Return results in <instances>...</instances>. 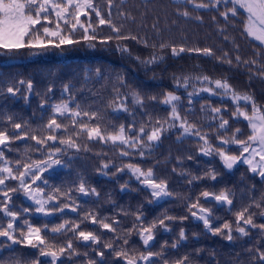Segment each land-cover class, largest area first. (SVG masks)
I'll return each mask as SVG.
<instances>
[{
    "label": "snow or ice",
    "instance_id": "obj_1",
    "mask_svg": "<svg viewBox=\"0 0 264 264\" xmlns=\"http://www.w3.org/2000/svg\"><path fill=\"white\" fill-rule=\"evenodd\" d=\"M125 5L126 0H0V50L3 55L11 56L22 49L33 50L31 54L37 55L49 48L61 49L71 45H86L91 49L98 45L106 49L114 46L116 52L134 59L145 73L165 61L166 50L173 57L195 52L229 66L245 65L249 73L264 78V0H172L176 17L202 22L203 17L196 10L215 9L226 24L233 28L239 26L241 36L250 41L253 49L250 59L241 57L239 45L227 34V28L219 29L223 39L235 47L234 60L227 51L217 55L211 47H185L171 42L166 37L177 20L172 19L169 23L165 19L164 27H161L158 14L151 23L152 35L146 31L140 35V31L149 27L147 11L137 17ZM188 5L192 6L191 10ZM220 5L224 6L223 10ZM82 17L86 19L82 20ZM212 20L217 22V17L213 15ZM125 41H134L150 51L147 56H133L129 45L123 43ZM96 76L105 79L99 68ZM172 81V90L153 93L140 86L130 87L128 80L117 74L112 95L101 109L77 101L71 84L62 86L59 102H51L52 86L41 93L34 90L30 79L11 80L0 74V96L19 97L28 103L30 97L36 95L40 97L38 110H43L39 112L40 120L35 127L6 112L0 117V264H111L110 255L122 264H196V256L202 249H195V255L169 252V247L178 251L182 242L188 241L184 227H180L178 238L170 245L164 241L157 248L156 243L159 230L171 232L173 228L169 222H183L188 216L177 217L164 212L148 220L144 205L140 204L134 212L121 208L123 215L134 216L131 226L125 229L115 217H101L92 211L79 212L81 204L73 198L72 189L63 190L53 185L45 190L49 185V179L43 176L45 172L55 170L57 166L70 167L75 154L91 150L87 142L95 141L111 144L120 158L119 163L111 159L101 160L96 169L99 175L130 174V178H135L141 187L134 188L125 182L120 185L121 192H146L147 203L156 207L161 206V201L171 202L176 193L169 187L168 180L158 177L153 167L145 168L137 160V157L140 161L150 157L162 136L170 131L175 132L178 142L195 143L200 156L212 158V166L203 175L180 173L190 177L186 180L189 185L202 180L216 182L205 185L194 199L192 196L185 198L186 209L191 217L202 222L204 233L230 243L249 237L252 229H259L260 235L264 236V222L254 221L256 215L264 217V192L257 196L256 183L241 187L240 200L244 201L247 196V202L239 209L234 207L236 192L226 184L217 187L221 183L218 177L234 174L245 166V173L251 176L242 174V185L248 179H258L264 185V104L251 93L237 90L227 77L213 79L206 74H173ZM189 87L193 91H188ZM180 88L187 93L184 97L187 106L177 94ZM200 93L219 97V103L223 105L215 107L213 102L205 99L200 109L205 114V124L189 119L195 115L191 106L199 103L193 98ZM64 94H67L66 98ZM226 100L231 102L230 113L224 103ZM150 103L154 107L163 105L166 115L153 116L147 111ZM106 109H111V113ZM137 112L141 114L140 120L136 119ZM121 113L132 119L130 123L117 126L114 122L121 119ZM242 121L246 122L247 133L237 126ZM18 140L35 141V145L26 143L23 154H20L19 147H12ZM14 150L18 153L15 159L5 155L6 151ZM32 151L40 153L41 158H32ZM186 159L193 160L194 155L188 153ZM177 160L182 163L180 157ZM216 160L220 168L215 167ZM176 171L173 168V172ZM12 181L16 183H10ZM75 191L85 197H97V203L101 196L83 177H80ZM17 194L23 195L31 205L17 204L14 199ZM106 195L111 198L110 193ZM225 208L234 215V220L217 215ZM253 208L259 209V213L251 211ZM66 209L77 213V217L64 219L58 224L50 219L58 214L62 218ZM37 216L44 219L37 220ZM88 222L116 235L101 245L98 229L81 227ZM121 232L124 234L119 235ZM134 232L142 242L143 250L130 240ZM199 235L192 233L197 239ZM61 237L65 239L61 241ZM77 240L83 244L74 243ZM81 247L85 251L81 252ZM88 249L94 256L89 255ZM105 249L111 250L110 253ZM247 251L253 253V248ZM249 259L252 264H264V248H255Z\"/></svg>",
    "mask_w": 264,
    "mask_h": 264
},
{
    "label": "trees",
    "instance_id": "obj_2",
    "mask_svg": "<svg viewBox=\"0 0 264 264\" xmlns=\"http://www.w3.org/2000/svg\"><path fill=\"white\" fill-rule=\"evenodd\" d=\"M145 4L148 5L147 9ZM126 9L132 12L137 17L141 13L147 11V22L149 27L143 31H140V35H144L146 31L149 36L152 35L151 23L156 18L157 14L161 20V27H164L165 19L170 23L172 19L177 20V24L172 26L170 35L166 38L170 39L171 42L180 45L183 44L185 47H211L216 51L217 55H221L222 51L229 52L231 58L235 57L236 51L233 43L225 41L223 36L219 34L220 28H227V34L230 38L235 39V43L239 45V54L242 58L250 59L253 57V49L250 45V41L241 36L240 32L242 29L237 26L233 28L230 24H226L223 18L220 17L219 13L215 9H199L196 10L203 17V21H197L196 19L189 18L184 19L183 17L175 16V8L172 6V0H126ZM189 10L192 9L191 5L187 6ZM223 10V5L219 6ZM196 12L193 13L195 15ZM217 17V22L212 20V16ZM86 19L84 17L81 18ZM139 31V30H137ZM129 45L133 56L141 55L147 56L150 49H145L141 45L136 44L134 41H125ZM251 43H256L252 41ZM33 50L22 49L19 53L11 56L3 55L0 50V74L5 75L11 80L25 79L32 80L34 84V90L38 92H45L48 86L53 87V92L49 93L51 96V102H59L62 98V86L64 84L73 85V92L76 100L81 103H87L96 108L103 109L104 103L112 95L111 89L112 84L116 82V75L120 74L124 76L130 87L140 86L145 91L153 93H162L164 91L173 89L172 75H183V74H206L213 79L227 77L229 82L241 92L251 93L255 99L264 104V78L258 75H252L246 68L247 66L241 65L240 67L229 66L226 63H221L215 58L206 57L202 54L195 52L181 53L179 56L173 57L170 51L166 50L165 61L159 66L154 67L153 70H149L145 73L144 69L141 68L137 62L129 57L127 54H121L112 48H104L97 46L95 49L88 48L86 45H71L63 46L61 49L49 48L46 51H41L40 54L32 55ZM100 69L105 79H99L96 76V69ZM251 77V79H250ZM193 83H196L193 81ZM199 85L197 84V88ZM188 91H193L192 87H189ZM182 96V103L187 106V100L184 99L187 93L183 88H180L177 92ZM67 94H64L66 98ZM19 99V101H18ZM194 100H198L199 103H195L193 106L195 115L190 116L189 119L195 120L199 124H205L204 113L200 111L201 105L205 103V99L213 102L215 107H223L219 103V97H210L207 93H200L199 96H195ZM40 97L32 95L28 103L22 98L11 97L7 98L0 96V117L5 112L10 115H14L18 120L27 121L31 126L35 127L36 123L39 122L38 104ZM229 107V113L232 111L231 102H224ZM108 113H111V109H106ZM153 116H165L164 106H152L149 104L147 109ZM36 112L34 116L33 113ZM121 119L115 121L117 126L120 123H130L131 117L126 114H120ZM141 114L137 112L136 119L140 120ZM227 118V116H226ZM147 120V117H143ZM246 122H241L237 125L247 133L248 129L245 126ZM87 142V141H85ZM31 145H35V141H30ZM51 143V142H49ZM91 145V150L81 151L76 153L72 158L74 162L85 163L84 166L78 164L81 169L91 168L94 170V174L97 175L98 180L105 181L97 173L96 169L100 167L101 160H113L116 163L120 162L118 152L113 151L111 144H101L95 141L87 142ZM178 144H185V147H176ZM194 143L185 141L180 143L177 141V136L174 131L166 132L157 147L153 151L150 157L140 161L139 157L137 160L142 164L143 167H153L156 159L154 155L161 154L160 160L167 159V153L172 151L179 152V157H185V150H195ZM63 147V146H61ZM105 153L107 155H105ZM32 158L39 159L41 154L35 151L31 153ZM67 159V157H65ZM127 159V158H125ZM168 160V159H167ZM245 167H241L239 171L234 174H228L224 176L225 179L221 187L225 184L232 188L236 192V200L234 201V207L239 209L242 203L247 202V196L244 201L240 200L241 187H250L255 181L246 180L244 184L237 183L238 179H241V175L244 174L248 177L250 173H245ZM260 184V183H256ZM219 188V187H218ZM261 189L256 187L257 196L260 195ZM104 195V193H103ZM226 210V208H225ZM259 210V209H258ZM251 211L256 212L253 208ZM260 211V210H259ZM229 220H234V215L228 211ZM260 215L254 217V221L257 223L263 222ZM245 237L240 243L241 250L248 252V248H253V253H249L248 257L254 254L255 251V237L252 235ZM24 251H34L31 249H25ZM7 259V254L5 256ZM43 259V258H41ZM250 260V259H249ZM251 263V262H250Z\"/></svg>",
    "mask_w": 264,
    "mask_h": 264
},
{
    "label": "flooded vegetation",
    "instance_id": "obj_3",
    "mask_svg": "<svg viewBox=\"0 0 264 264\" xmlns=\"http://www.w3.org/2000/svg\"><path fill=\"white\" fill-rule=\"evenodd\" d=\"M21 131H23V129ZM26 143L31 145L30 141L18 140L13 143L12 147L13 149L19 147L20 154H23L24 145ZM184 145L185 144H178L176 147L187 146ZM193 146L196 148L195 150L184 151L185 157L183 159L181 158L182 163H178L177 157H179V152L177 151L167 153L166 156L168 160H160L159 157L162 156L161 154L154 155V158L156 159L155 163L153 164L155 174L160 178L167 179L169 182V187L174 191V193H176V195L171 198V202L166 203L161 201L160 207L149 205L147 203L145 198L147 196L146 192L120 191V185L125 182L131 184L134 188L141 187L135 178H130V174L119 173L116 177H105L100 175V177L105 180L102 181L98 180L97 175L94 174V170H91V168L81 169L76 166L81 164V162H74V160L70 167L57 166L55 170H49L43 174L44 177L49 179V185L45 188V190L47 191L48 188L52 187L53 185L62 188L63 190L72 189L73 198L77 203L81 204V208L78 209L79 212L83 213L85 211H92L101 217H115L117 220L122 222V227L125 229L131 226L134 216L123 215L121 213V208L128 212H134L137 206L140 204L144 205L148 220H151L164 212L177 217L188 216V219L184 220L183 222L179 220L175 222H169L172 224L173 228L171 232H164L163 230H159L157 232V248H159V245L164 241H168L170 245L174 239H177L179 229L182 226L185 228L189 239L186 242H182V245L178 251L172 250L169 247V252H175L176 255H183L184 253L195 255V249H202L200 254L196 256V264H252L248 257L249 252H245L240 249V245H242L240 243L245 239V237L237 240L235 243H230L228 241L222 240L220 237H213L211 234H205L202 222L195 220L194 217H191L190 213L186 209V197L192 196L194 199L205 185L216 183L210 180H202L199 182H194L193 185H189L186 180L190 177L182 176L180 174L183 171L191 173L192 175H203V173L212 166V158L200 156L197 152V145L194 143ZM188 153H192L194 155L193 160L186 159V155ZM5 155L9 158L15 159L18 153L15 150L11 152L6 151ZM75 166L76 168H74ZM215 167H221L218 160L215 161ZM173 168H176L177 171L173 172ZM80 177H83L87 181L88 186L95 187L97 191L100 192L101 196L98 203L97 197H85L78 191H75V187L79 183ZM223 177L224 176L218 177V181H221V183H219L217 187H221V184H223L225 180ZM255 182L259 183L258 179L255 180ZM10 183L16 182L12 181ZM37 183L39 184L41 182L38 181ZM237 183H241V179H238ZM256 187L264 192V185L257 184ZM109 193L111 194L110 199L106 195ZM14 199L16 200L17 204L23 203L25 206L31 205V202L26 200L23 195L17 194ZM256 212L259 213V210L256 209ZM217 215L224 219H227L228 217L227 210L225 209L218 211ZM76 217L77 213H73L66 209L65 213L62 215V218L61 214H58L57 216L50 219L58 224L63 223L64 219L71 220L75 219ZM259 217L262 220V217ZM36 219L41 220L44 218L37 216ZM262 221L264 222V220ZM81 227L87 230L98 229L97 225H92L90 222L82 224ZM98 232L101 234V245L105 242H110L111 237L116 235L114 233L107 232V230L104 229H98ZM192 233H199V238L197 239L196 237H193ZM118 234L123 235L124 233L121 232ZM234 235L236 234L234 233ZM252 235L255 237L256 248H264V236L260 235L259 229H254ZM64 239V237H61V241ZM130 240L135 241L139 249L143 250L142 242L139 240V237L135 234V232L131 235ZM74 243L81 245L83 244V242L79 240L74 241ZM101 245H93V247L99 248ZM80 251L83 252L85 249L81 247ZM88 251L89 255L94 256V253H92L90 249H88ZM105 251L106 253H110L111 250L105 249ZM96 259H99V257H96ZM109 259L111 264H122V261H117L111 255L109 256Z\"/></svg>",
    "mask_w": 264,
    "mask_h": 264
},
{
    "label": "rangeland",
    "instance_id": "obj_4",
    "mask_svg": "<svg viewBox=\"0 0 264 264\" xmlns=\"http://www.w3.org/2000/svg\"><path fill=\"white\" fill-rule=\"evenodd\" d=\"M81 163H82V165L84 166L85 163H83V161H82ZM74 168H76V166H75Z\"/></svg>",
    "mask_w": 264,
    "mask_h": 264
},
{
    "label": "water",
    "instance_id": "obj_5",
    "mask_svg": "<svg viewBox=\"0 0 264 264\" xmlns=\"http://www.w3.org/2000/svg\"><path fill=\"white\" fill-rule=\"evenodd\" d=\"M18 101H19V99H18ZM262 220H264V217H262Z\"/></svg>",
    "mask_w": 264,
    "mask_h": 264
}]
</instances>
